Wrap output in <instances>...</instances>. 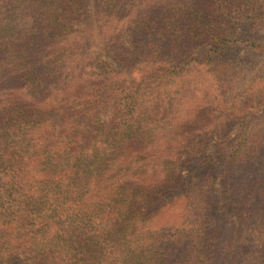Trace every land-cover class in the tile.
I'll return each instance as SVG.
<instances>
[{
  "label": "trees",
  "instance_id": "obj_1",
  "mask_svg": "<svg viewBox=\"0 0 264 264\" xmlns=\"http://www.w3.org/2000/svg\"><path fill=\"white\" fill-rule=\"evenodd\" d=\"M261 67L264 0H0V264H264Z\"/></svg>",
  "mask_w": 264,
  "mask_h": 264
},
{
  "label": "rangeland",
  "instance_id": "obj_2",
  "mask_svg": "<svg viewBox=\"0 0 264 264\" xmlns=\"http://www.w3.org/2000/svg\"><path fill=\"white\" fill-rule=\"evenodd\" d=\"M254 53L255 52L248 54L246 51H241L237 55L245 56L248 54L250 56V60L255 62V60L258 59V56H256V54H254ZM252 81L255 82V84H256V87H254L255 88L254 90L257 91V90H259L258 88L263 87V85H264V68H262V67L258 68L256 70V75L255 74L247 75L241 81H238L237 82L238 85H236L235 88H237V86L240 85L241 89H237V90L231 92L229 95L230 99H232V97H233L234 101H236V100L243 101L247 96L245 92L249 88ZM263 110L264 109L261 108V109H259L258 112H262ZM253 117H254V115L250 116V118H249V124L251 126L257 123ZM235 129H236V126H233V129L231 131H229V134L231 135L232 133H234ZM255 228H256L255 226L250 227L251 231H249V233H248L249 236H251L250 232H252V231L255 232ZM249 239H250V237L248 238V240ZM229 240H231V237H227L226 241L228 243H229Z\"/></svg>",
  "mask_w": 264,
  "mask_h": 264
}]
</instances>
